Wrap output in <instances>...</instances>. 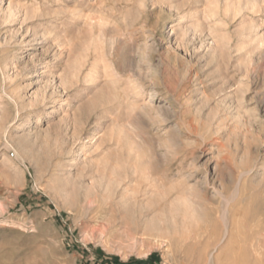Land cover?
<instances>
[{
	"label": "rangeland",
	"instance_id": "1",
	"mask_svg": "<svg viewBox=\"0 0 264 264\" xmlns=\"http://www.w3.org/2000/svg\"><path fill=\"white\" fill-rule=\"evenodd\" d=\"M177 149L168 184L222 208L206 248L176 192L134 198ZM263 238L264 0H0V264H264Z\"/></svg>",
	"mask_w": 264,
	"mask_h": 264
},
{
	"label": "bare ground",
	"instance_id": "2",
	"mask_svg": "<svg viewBox=\"0 0 264 264\" xmlns=\"http://www.w3.org/2000/svg\"><path fill=\"white\" fill-rule=\"evenodd\" d=\"M191 125L192 124L188 125L189 126L188 128L190 129V131H192V129H194V128L191 129V127H192ZM178 126H179V124H178ZM183 128L184 127L180 126L179 128H177V129L175 128V130H173V136L175 137L174 138L175 140H176V137L180 136V133H178V131H183ZM173 141L174 140H172V142ZM182 152H183V150H178V152L175 154V156H173L172 159L170 158L169 160H167L166 164H164V165L162 163H160L159 161H155L151 164V166H146L147 163L145 165L144 162L140 163V165L138 164L137 166H135L133 171L140 175L143 182L141 183V185H139L140 186L139 189H137L138 193L139 194L141 193V194L135 196L134 198L137 201H139L140 199L145 200L143 198L144 196L147 197V195L150 193V191H155L156 194H155V196H153L154 199L153 200L151 199V202L149 201L148 203H144V201H142V204H139L140 206H142V207H140V210H142V212H145L143 210V208L145 210L146 209L150 210L152 208L155 210H161L160 213L162 216V213H164L165 212L164 210H166V208L168 207L167 202H166L167 198H169L170 196H172L176 192L175 193L176 198L174 197V200L176 199V202H178V203H177V205H175L173 203L171 204V202H170V205H173V206L175 205L174 210L172 209L171 212L169 210H167L168 212H170L172 214V217L170 216L171 218H169V219H171V222H173V223H171L172 226H177V228L180 230V233H181L180 234L181 241L183 243L187 244V246L189 245V247H190V245H191L193 247L206 248L212 244L211 243L212 242L211 241V235H208L209 237H205V234H207L208 229H210V228L208 225H206L205 227L202 225V221H201L202 218L201 217H202V215L208 216L210 213H215V212L221 213L222 208L220 207V209H219V208H215L213 206L215 200L212 196H209V187L208 186L202 185L203 186V187H201L202 190L199 193L192 186H188V187L185 186L184 188H181L180 186L182 185V182L179 184L178 183L175 184L173 182L171 184H168L169 179H171V177L168 178V175H170V174L179 175L182 172L185 173L183 162L185 161V158L187 156L185 153H182ZM177 163H180V165L182 163V166H178L177 169L175 170L172 167L174 165H177ZM139 175H138V177H139ZM133 180H135V179H133ZM197 188H199V186H197ZM229 204L230 203L228 200V204L226 202V205L224 206L223 211H222L223 212L222 213V220L226 223V225L228 224L227 222L229 219V214H228V211H230V209L228 207ZM167 209H170V207H168ZM159 218L161 219L162 217H159ZM164 218H166V217H164ZM166 220H168V219H166ZM165 222L163 223V221L161 220L160 223H157V221H156L157 224L153 223L155 225L152 224L151 229L156 230V229L163 228V227H165V225H164ZM203 223H204V221H203ZM149 225H150V223H149ZM167 225L168 224L166 223V226ZM147 227L150 228L149 226H147ZM227 243H229V242H227ZM227 245H229V244H227Z\"/></svg>",
	"mask_w": 264,
	"mask_h": 264
}]
</instances>
